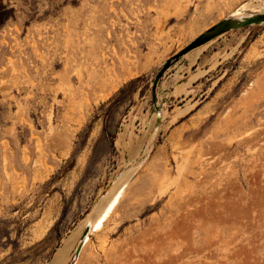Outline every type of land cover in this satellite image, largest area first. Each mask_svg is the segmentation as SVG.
I'll return each instance as SVG.
<instances>
[{"label": "rangeland", "instance_id": "1", "mask_svg": "<svg viewBox=\"0 0 264 264\" xmlns=\"http://www.w3.org/2000/svg\"><path fill=\"white\" fill-rule=\"evenodd\" d=\"M246 1L0 0V264L71 263L117 178L75 264H264V23L195 46Z\"/></svg>", "mask_w": 264, "mask_h": 264}, {"label": "bare ground", "instance_id": "2", "mask_svg": "<svg viewBox=\"0 0 264 264\" xmlns=\"http://www.w3.org/2000/svg\"><path fill=\"white\" fill-rule=\"evenodd\" d=\"M176 1V3H177V5H176V7L177 8H179L180 6H181V0H175ZM249 1V0H248ZM251 1V0H250ZM258 1V0H257ZM263 1V0H262ZM166 2H167V4H170V0H166ZM264 2V1H263ZM251 3H253V2H245V3H243V4H240V5H238L236 8H234V9H232L230 12H229V14L227 15V16H225V18L226 19H236V20H242V19H244L245 17H251V16H255V15H257V14H263L264 12L263 11H260L259 10V8H257V6H255L256 4H257V2L255 3L254 2V4H251ZM261 2H258V4H260ZM257 4V5H258ZM259 6V5H258ZM262 6V5H261ZM264 6V5H263ZM248 7H252V8H254V10L252 11V12H247V11H245ZM257 8V9H256ZM164 16H168V13H164ZM223 20H225V19H223ZM262 23H264V22H260V23H253V24H262ZM160 25H161V23H159ZM253 24H251V25H253ZM208 30V29H207ZM204 33V32H203ZM35 44V43H34ZM33 44V45H34ZM36 46V45H35ZM204 47V46H203ZM202 47V48H203ZM35 48V47H34ZM35 49H37V48H35ZM197 51V50H196ZM195 53H197V52H195ZM199 54V53H198ZM198 54H197V56H198ZM190 55V54H189ZM185 56H188V54L187 55H185ZM191 56V55H190ZM191 58H192V56H191ZM190 58V59H191ZM196 60V59H195ZM194 62V61H193ZM81 75V74H80ZM80 75H79V77H80ZM98 81V80H97ZM103 81V80H102ZM101 82V81H100ZM59 89V88H58ZM61 90V86H60V89H59V91ZM63 91V90H62ZM57 92H58V90H57ZM63 92H65V91H63ZM108 94H109V92H108ZM106 95V94H105ZM158 118H161V113H159L158 114ZM146 139V138H145ZM132 146V145H131ZM139 148V147H138ZM130 149V148H129ZM138 150V149H137ZM135 153V152H134ZM132 156V155H131ZM136 169V168H135ZM130 174V173H129ZM118 180L113 184V185H111V188L109 189V191L108 192H106L105 194H104V197L106 196V197H108V199L105 197L103 200H105V201H101L100 200V202L98 203V205L99 204H101V202H107L106 203V205L104 204V208H103V210L101 211V213H100V211H99V213L100 214H98L97 215V212H96V215H94L95 213H93V215L94 216H96L97 218L95 219L94 217V219L93 218H91V216L89 215V216H87V219H86V222H85V224H84V228H87V227H89V232L85 235V237L83 238L82 236H81V239H80V242H82V244H83V246H82V249H84L89 243H90V241H91V237H90V234L92 233H95V232H98V231H101V230H103V228L105 227V224H107L106 222H108V219H110V216H112V213L114 212V210H115V208L117 207V206H119V204H120V200H122L121 198H122V196H123V193H122V191H120V189H117V185H115V184H119V178H117ZM114 187L116 188V190L117 191H114L115 189H114ZM119 188V187H118ZM121 188H123V186H121ZM114 191V192H113ZM125 191V190H124ZM112 193V194H111ZM109 195H111L110 197H109ZM102 198V197H101ZM100 198V199H101ZM107 199V200H106ZM99 201V200H98ZM103 204V203H102ZM95 207V206H94ZM98 207V206H97ZM101 207V206H100ZM101 209V208H100ZM91 213H92V211H91ZM223 218V217H222ZM218 219V218H217ZM223 221H224V219H223ZM219 222H220V219H219ZM226 223H227V221H226ZM217 226H219V225H217ZM83 228V229H84ZM234 228V227H233ZM236 229V228H235ZM238 229V228H237ZM80 231V230H79ZM82 231V230H81ZM230 232H231V230H229ZM232 231H233V229H232ZM192 232V231H191ZM228 232V231H227ZM78 233H80V232H78ZM208 233V232H207ZM232 233V232H231ZM236 234H237V232H236ZM78 235V234H77ZM235 235V234H234ZM192 236V235H191ZM70 238H73L72 236H70ZM83 238V239H82ZM229 238V237H228ZM230 238H231V235H230ZM233 238V237H232ZM248 238H250V237H248L247 236V239ZM249 240V239H248ZM251 240V239H250ZM67 241V244L65 243ZM75 241V240H74ZM253 241V240H252ZM251 241V242H252ZM71 242V241H70ZM247 242H249V241H247ZM232 243V242H231ZM250 243V242H249ZM64 244L68 247V245H69V243H68V240L67 239H65V241H64ZM232 245V244H231ZM66 246H62L61 247V250H63L64 248L66 249ZM229 246V245H228ZM209 247H210V245H209V242L207 241L206 242V245L204 246V247H201V248H193V247H191V248H188V249H181L180 251L178 250V251H175L174 249H171L170 251H169V253H168V256H166L167 258H165L162 262H160V263H158V264H173V258H175V257H177V256H180V255H184V254H187V253H190V252H195V253H197V254H201V253H203V252H207V255H210V254H212L213 252H212V250H210L209 249ZM60 248V247H59ZM58 248V249H59ZM231 248V247H230ZM71 249V248H70ZM82 249H81V251H82ZM249 249V248H248ZM58 251V250H57ZM81 251H80V253H79V255H76V253H75V256H74V259H73V261L71 262V263H69V264H75L76 262H77V260H78V258H79V256H80V254H81ZM59 253L58 254H55L54 256L55 257H53V258H56V262H58L59 261V259H58V257L60 258L62 255L64 256V253L62 254V253H60L61 251L59 250L58 251ZM65 252V251H64ZM247 252V251H246ZM251 252V251H250ZM230 253H236V251H230ZM248 253V252H247ZM60 254H62V255H60ZM232 254V255H233ZM252 254V253H251ZM56 255H57V257H56ZM60 255V256H59ZM239 255H237L236 256V258L238 257ZM61 259V258H60ZM63 259V258H62ZM69 259V258H68ZM218 260V259H217ZM220 260V261H219ZM218 260V263L219 264H222V263H224V261L222 262L221 261V259H219ZM53 261V260H52ZM64 260H62L61 262H63ZM54 262V261H53ZM61 264H65V262L64 263H61Z\"/></svg>", "mask_w": 264, "mask_h": 264}, {"label": "water", "instance_id": "3", "mask_svg": "<svg viewBox=\"0 0 264 264\" xmlns=\"http://www.w3.org/2000/svg\"><path fill=\"white\" fill-rule=\"evenodd\" d=\"M260 22H264V13L263 14H257L255 16H251V17H245L242 20H236V19L222 20L218 24L212 26L211 28L206 30L204 33L199 35V37L197 39V43L195 44V46L206 43L209 40L215 38L216 36H218L224 32L234 30V29L244 27V26H249L253 23H260ZM88 232H89V227L85 228V230L82 233V237L84 238ZM82 246H83V244H82V242H80L79 245L77 246V249H76V255H79V253L82 249Z\"/></svg>", "mask_w": 264, "mask_h": 264}]
</instances>
